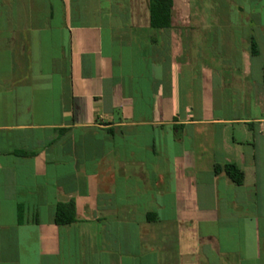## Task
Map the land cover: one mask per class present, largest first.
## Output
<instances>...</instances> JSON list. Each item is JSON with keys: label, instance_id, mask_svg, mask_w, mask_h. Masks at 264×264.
<instances>
[{"label": "crops", "instance_id": "0c3cea01", "mask_svg": "<svg viewBox=\"0 0 264 264\" xmlns=\"http://www.w3.org/2000/svg\"><path fill=\"white\" fill-rule=\"evenodd\" d=\"M263 10L0 0V264H264Z\"/></svg>", "mask_w": 264, "mask_h": 264}, {"label": "trees", "instance_id": "16d2710c", "mask_svg": "<svg viewBox=\"0 0 264 264\" xmlns=\"http://www.w3.org/2000/svg\"><path fill=\"white\" fill-rule=\"evenodd\" d=\"M172 0H149L150 27L155 31L167 29L171 26ZM250 52L257 55V46L254 40L250 43ZM264 84V68H263ZM224 172L232 183L237 186L243 185L244 174L235 164H225L222 167L215 165L214 174ZM75 222L74 206L72 204H58L55 209L54 224L69 225Z\"/></svg>", "mask_w": 264, "mask_h": 264}, {"label": "rangeland", "instance_id": "374dc122", "mask_svg": "<svg viewBox=\"0 0 264 264\" xmlns=\"http://www.w3.org/2000/svg\"><path fill=\"white\" fill-rule=\"evenodd\" d=\"M263 11H264V10H263ZM232 18H233V16H232ZM263 18H264V17H263ZM241 114H242V113H241ZM242 115H243V114H242ZM242 115H241V116H242ZM245 115H247V114H244V116H245Z\"/></svg>", "mask_w": 264, "mask_h": 264}]
</instances>
